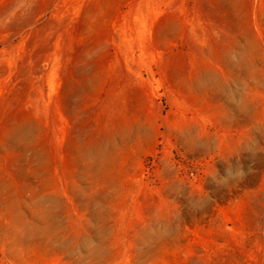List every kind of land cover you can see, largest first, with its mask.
I'll return each instance as SVG.
<instances>
[{
    "label": "rangeland",
    "instance_id": "obj_1",
    "mask_svg": "<svg viewBox=\"0 0 264 264\" xmlns=\"http://www.w3.org/2000/svg\"><path fill=\"white\" fill-rule=\"evenodd\" d=\"M0 264H264V0H0Z\"/></svg>",
    "mask_w": 264,
    "mask_h": 264
}]
</instances>
